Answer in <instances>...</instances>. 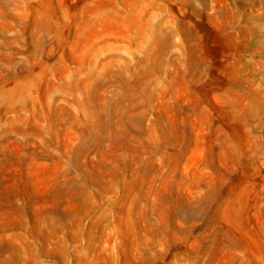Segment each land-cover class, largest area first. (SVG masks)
<instances>
[{"label": "rangeland", "instance_id": "obj_1", "mask_svg": "<svg viewBox=\"0 0 264 264\" xmlns=\"http://www.w3.org/2000/svg\"><path fill=\"white\" fill-rule=\"evenodd\" d=\"M0 264H264V0H0Z\"/></svg>", "mask_w": 264, "mask_h": 264}]
</instances>
